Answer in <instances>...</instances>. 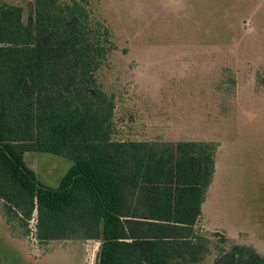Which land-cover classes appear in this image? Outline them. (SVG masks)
<instances>
[{
	"label": "trees",
	"instance_id": "1",
	"mask_svg": "<svg viewBox=\"0 0 264 264\" xmlns=\"http://www.w3.org/2000/svg\"><path fill=\"white\" fill-rule=\"evenodd\" d=\"M0 2V199L40 242L100 241L97 264H196L210 241L194 233L218 142L112 139L114 98L96 78L116 49L88 0ZM72 162L59 187L37 179L25 153ZM11 216V217H12ZM225 243H231L224 239ZM213 264H264L231 244Z\"/></svg>",
	"mask_w": 264,
	"mask_h": 264
},
{
	"label": "rangeland",
	"instance_id": "2",
	"mask_svg": "<svg viewBox=\"0 0 264 264\" xmlns=\"http://www.w3.org/2000/svg\"><path fill=\"white\" fill-rule=\"evenodd\" d=\"M33 1L0 0L21 7L25 24ZM88 2L116 47L96 74L114 98L113 139L148 137L154 122L165 119L190 132L238 139L231 153L248 162L239 200L258 218L264 204V0ZM24 161L51 189L72 165L49 153H26ZM6 216L0 199V264H97L100 241L40 242L35 216L28 227ZM207 235L210 254L200 264H213L232 244L219 233ZM258 245L264 249V239Z\"/></svg>",
	"mask_w": 264,
	"mask_h": 264
},
{
	"label": "crops",
	"instance_id": "3",
	"mask_svg": "<svg viewBox=\"0 0 264 264\" xmlns=\"http://www.w3.org/2000/svg\"><path fill=\"white\" fill-rule=\"evenodd\" d=\"M154 123L156 127L150 128L151 135L128 141L147 143L214 141L220 144L215 154L212 182L201 204L200 216L193 226L194 233L209 241L211 237L207 234L219 233L231 243L251 246L264 256V249L258 245L261 238L264 239V204L258 206L262 213L256 218L253 213L255 208L239 200L241 192L239 184L245 181L244 173L248 171V168L242 165L246 160L236 158L235 154L231 153L239 140L234 139L230 142L221 136L190 132L187 129L188 126L184 128L174 125L167 119L162 124H158V120ZM245 163L248 164L247 161ZM262 171L264 176V168ZM209 254L208 246V252L204 254V259L196 264L203 262Z\"/></svg>",
	"mask_w": 264,
	"mask_h": 264
}]
</instances>
